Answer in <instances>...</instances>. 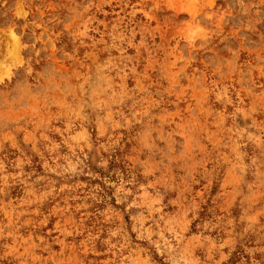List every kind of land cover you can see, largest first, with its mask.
<instances>
[{"label":"rangeland","instance_id":"rangeland-1","mask_svg":"<svg viewBox=\"0 0 264 264\" xmlns=\"http://www.w3.org/2000/svg\"><path fill=\"white\" fill-rule=\"evenodd\" d=\"M0 264H264V0H0Z\"/></svg>","mask_w":264,"mask_h":264}]
</instances>
